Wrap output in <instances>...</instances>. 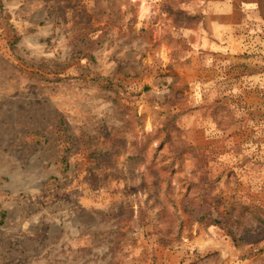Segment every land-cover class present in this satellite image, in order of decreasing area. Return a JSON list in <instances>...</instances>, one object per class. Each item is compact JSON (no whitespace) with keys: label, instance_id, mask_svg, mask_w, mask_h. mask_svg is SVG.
Returning <instances> with one entry per match:
<instances>
[{"label":"rangeland","instance_id":"obj_1","mask_svg":"<svg viewBox=\"0 0 264 264\" xmlns=\"http://www.w3.org/2000/svg\"><path fill=\"white\" fill-rule=\"evenodd\" d=\"M0 264H264V0H0Z\"/></svg>","mask_w":264,"mask_h":264}]
</instances>
